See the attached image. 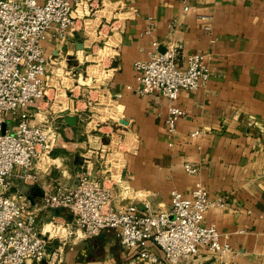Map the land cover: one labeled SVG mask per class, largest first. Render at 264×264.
<instances>
[{"label":"crops","instance_id":"obj_1","mask_svg":"<svg viewBox=\"0 0 264 264\" xmlns=\"http://www.w3.org/2000/svg\"><path fill=\"white\" fill-rule=\"evenodd\" d=\"M73 15V35L59 43L49 32L45 49L57 60L75 51L81 61L93 58L104 69L103 88L89 93L95 106L107 98V115H116L122 142L131 133L136 145L122 153L117 177L108 181L104 163L92 153L96 137L78 113L85 102L65 86L64 60L60 67L58 62L50 66L57 78L49 83L39 113L34 115L35 106L30 109L35 122L42 114L50 117L59 140L51 164L36 170V179L17 177L14 184L37 226L48 229L53 220L72 223L69 210L48 208L42 197L72 188L81 171L112 185L114 206L132 203L141 213L169 210L170 190L189 194L199 181L211 200L224 199V206L207 210L204 222L216 225L230 251L218 254L202 247L175 264H264V0H87ZM86 33L94 39L91 46ZM175 43L183 45V57L205 54L210 76L204 86L179 93L175 103L185 114L169 132V100L157 92L137 94L127 85L137 84L136 60ZM103 44L110 52L102 57ZM82 89L75 84L73 91ZM64 111L77 122L68 124ZM187 162L196 165L195 173L185 170ZM56 244H62L59 264H148L137 256L139 248L123 246L112 229L50 241ZM147 249L168 264L153 241Z\"/></svg>","mask_w":264,"mask_h":264},{"label":"built area","instance_id":"obj_2","mask_svg":"<svg viewBox=\"0 0 264 264\" xmlns=\"http://www.w3.org/2000/svg\"><path fill=\"white\" fill-rule=\"evenodd\" d=\"M86 1L0 0V264H59L62 244L51 246V240L93 236L109 229L123 246L139 248L137 256L148 264H163L162 258L147 249L149 240L161 248L168 264L198 254L202 247L212 253L229 252L230 244L216 225L204 222L207 210L213 205L224 206V199L211 200L199 181L189 194L170 190L169 210L141 213L132 203L114 206L112 185L81 171L67 191L44 193L46 207L66 208L73 215L69 225L53 220L48 229L37 226L36 215L26 209L23 192L8 193L10 176L22 182L34 180L36 170L51 164L60 132L45 114L35 122L30 108L35 106L34 115L39 113L49 83L57 78L50 70L57 55L45 49L47 34L59 43L68 40L75 29L74 11ZM83 37L91 46L94 39L87 33ZM101 47L106 48L104 44ZM182 50L183 45L175 43L163 52L155 50L147 59L136 60L137 84L127 85L137 94L157 92L169 100L165 120L169 132L176 130L177 121L185 114L175 103L179 93L204 86L210 76L205 54L183 57ZM93 152L102 157L104 150ZM122 153L109 152V158L100 159L108 181L117 177ZM185 170L195 173L197 167L187 162Z\"/></svg>","mask_w":264,"mask_h":264},{"label":"rangeland","instance_id":"obj_3","mask_svg":"<svg viewBox=\"0 0 264 264\" xmlns=\"http://www.w3.org/2000/svg\"><path fill=\"white\" fill-rule=\"evenodd\" d=\"M109 52V49L105 48V50L100 51V56H106ZM76 53L77 52L74 51L66 56L63 54V56L59 57L55 62H58L57 66L64 63L62 66H64L63 69L65 72V86L67 87L68 85L69 88L72 89L68 93L77 97L74 99H83L85 102V107L78 110V113L80 115L81 122L89 125L88 133L92 134L93 137H96L92 149L98 151L99 154L102 150H104L102 157H100V155L97 156L98 160L109 158L111 155L108 153L110 152L112 154V152L117 150L118 155L122 156L121 153L123 150H132L135 147L136 144L133 134L128 133L125 142L123 143L121 133L118 130V128H120L118 126L119 124L115 120L116 115L112 116L111 113L107 115L109 112V109L107 108V104H109L107 98H103L105 104L102 106H95V96L94 94L91 93L90 95L89 93L90 90L95 91L96 89L103 88L101 82H104L106 72L103 68L101 69V66L95 65L96 62L92 60L93 58H91V60L81 61V57ZM60 61H63V63ZM66 77H68V80L70 81L69 84L66 82ZM78 79L79 82L76 81ZM74 83L85 89H82L79 92L73 91L75 86ZM62 116H73L76 119L75 123L77 122V117L75 115L68 114L66 111L62 113ZM9 125L11 124L8 123V126ZM18 181L17 177H9L8 184L10 187L8 193H14L17 191L19 188V186H16L18 185Z\"/></svg>","mask_w":264,"mask_h":264},{"label":"water","instance_id":"obj_4","mask_svg":"<svg viewBox=\"0 0 264 264\" xmlns=\"http://www.w3.org/2000/svg\"><path fill=\"white\" fill-rule=\"evenodd\" d=\"M79 47L82 48V44H81V42L79 43ZM164 50H165V49H164ZM164 50H162V52H163ZM65 121H66L67 123L74 124L75 121H76V119H75V117H73V116H66V117H65Z\"/></svg>","mask_w":264,"mask_h":264}]
</instances>
